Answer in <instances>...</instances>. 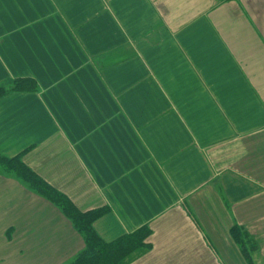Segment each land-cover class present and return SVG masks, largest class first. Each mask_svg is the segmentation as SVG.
<instances>
[{
  "label": "crops",
  "instance_id": "1",
  "mask_svg": "<svg viewBox=\"0 0 264 264\" xmlns=\"http://www.w3.org/2000/svg\"><path fill=\"white\" fill-rule=\"evenodd\" d=\"M0 87V156L128 264H264V0H0ZM54 199L0 166V264L84 249Z\"/></svg>",
  "mask_w": 264,
  "mask_h": 264
},
{
  "label": "trees",
  "instance_id": "2",
  "mask_svg": "<svg viewBox=\"0 0 264 264\" xmlns=\"http://www.w3.org/2000/svg\"><path fill=\"white\" fill-rule=\"evenodd\" d=\"M4 92L0 87V95ZM0 166L8 171L17 172L22 179L31 183L36 189L43 191L46 196L55 198V192L51 187L30 170L20 157L0 156ZM54 200L63 205L65 213L70 216L75 227L85 239L84 249L69 264H128L147 250L145 240L149 236L148 228L145 227L112 242H106L98 236L92 226L94 220L104 212L103 210L80 212L65 200Z\"/></svg>",
  "mask_w": 264,
  "mask_h": 264
},
{
  "label": "rangeland",
  "instance_id": "3",
  "mask_svg": "<svg viewBox=\"0 0 264 264\" xmlns=\"http://www.w3.org/2000/svg\"><path fill=\"white\" fill-rule=\"evenodd\" d=\"M14 87V86H13ZM2 89H3V91H7L8 89L7 88H5V87H1ZM2 95V94H1ZM0 95V96H1Z\"/></svg>",
  "mask_w": 264,
  "mask_h": 264
}]
</instances>
